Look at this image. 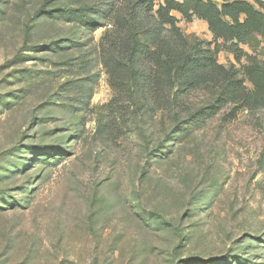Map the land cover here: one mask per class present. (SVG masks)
<instances>
[{
  "label": "rangeland",
  "instance_id": "rangeland-1",
  "mask_svg": "<svg viewBox=\"0 0 264 264\" xmlns=\"http://www.w3.org/2000/svg\"><path fill=\"white\" fill-rule=\"evenodd\" d=\"M114 1L0 0V264H264V108L207 118L202 87L155 109L147 84L110 106ZM173 14L214 47L205 20ZM228 46L241 76L264 66L261 35Z\"/></svg>",
  "mask_w": 264,
  "mask_h": 264
},
{
  "label": "trees",
  "instance_id": "trees-1",
  "mask_svg": "<svg viewBox=\"0 0 264 264\" xmlns=\"http://www.w3.org/2000/svg\"><path fill=\"white\" fill-rule=\"evenodd\" d=\"M222 1L218 6L213 0H164L156 11L153 0L114 1L107 15L110 27L98 44L115 91L109 105L116 102L119 87H128L134 94L147 84L155 109L176 107L180 92L202 87L216 90L212 104L196 113L207 118L227 104L249 111L264 108V66L250 61L242 66L241 76L235 65L226 66L217 57L222 47H232L229 43H243L253 34L264 38V0ZM174 11L187 21L205 20L214 35V47L186 36ZM235 51L240 60L243 50ZM139 56L149 63V73L141 75ZM178 117L174 112L175 121Z\"/></svg>",
  "mask_w": 264,
  "mask_h": 264
}]
</instances>
